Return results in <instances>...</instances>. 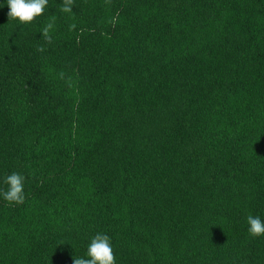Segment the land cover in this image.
Listing matches in <instances>:
<instances>
[{
	"label": "trees",
	"instance_id": "obj_1",
	"mask_svg": "<svg viewBox=\"0 0 264 264\" xmlns=\"http://www.w3.org/2000/svg\"><path fill=\"white\" fill-rule=\"evenodd\" d=\"M61 4L0 0V264H264V0Z\"/></svg>",
	"mask_w": 264,
	"mask_h": 264
},
{
	"label": "clouds",
	"instance_id": "obj_2",
	"mask_svg": "<svg viewBox=\"0 0 264 264\" xmlns=\"http://www.w3.org/2000/svg\"><path fill=\"white\" fill-rule=\"evenodd\" d=\"M75 0H62L61 11L74 15L73 7ZM106 3L110 0H105ZM48 4V0H7V17L12 20H17L21 24L31 23L37 17L43 15L44 9ZM55 18L50 21L41 30L46 43L52 42L50 31L54 28ZM75 24L69 25V31L75 29ZM38 52H43L45 49L39 47ZM24 177L19 173L13 172L7 175L4 183L7 189L0 191L3 199L9 204H22L24 202ZM248 232L253 237L264 235V221L258 216L248 215L246 218ZM87 258L74 257L72 264H116L115 254L112 249L110 237L103 233H97L91 238L87 246Z\"/></svg>",
	"mask_w": 264,
	"mask_h": 264
}]
</instances>
